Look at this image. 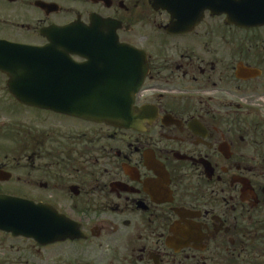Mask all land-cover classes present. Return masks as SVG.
I'll use <instances>...</instances> for the list:
<instances>
[{"label":"flooded vegetation","instance_id":"1","mask_svg":"<svg viewBox=\"0 0 264 264\" xmlns=\"http://www.w3.org/2000/svg\"><path fill=\"white\" fill-rule=\"evenodd\" d=\"M101 20L147 68L129 127L14 96L5 42L46 47L45 29ZM261 111L264 0H0V196L82 234L0 229V264H264Z\"/></svg>","mask_w":264,"mask_h":264},{"label":"water","instance_id":"2","mask_svg":"<svg viewBox=\"0 0 264 264\" xmlns=\"http://www.w3.org/2000/svg\"><path fill=\"white\" fill-rule=\"evenodd\" d=\"M43 33L52 42L46 47L4 43L3 65L15 74L10 81L14 96L31 106L129 127L147 73L137 52L122 45L111 24L103 20L91 26L77 22L52 27ZM72 55L88 61L78 63ZM0 229L43 244L82 236L80 224L54 207L4 196H0Z\"/></svg>","mask_w":264,"mask_h":264},{"label":"rangeland","instance_id":"3","mask_svg":"<svg viewBox=\"0 0 264 264\" xmlns=\"http://www.w3.org/2000/svg\"><path fill=\"white\" fill-rule=\"evenodd\" d=\"M261 113H262V114H264V111H261ZM23 117H26V116H25V115H23ZM19 245H21V246L25 247L23 243H19Z\"/></svg>","mask_w":264,"mask_h":264}]
</instances>
